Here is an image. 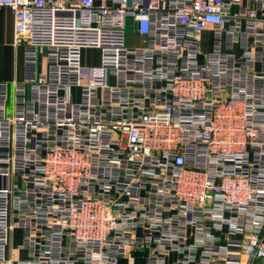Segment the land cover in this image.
Segmentation results:
<instances>
[{
    "label": "built area",
    "instance_id": "obj_1",
    "mask_svg": "<svg viewBox=\"0 0 264 264\" xmlns=\"http://www.w3.org/2000/svg\"><path fill=\"white\" fill-rule=\"evenodd\" d=\"M0 6V264H264V0Z\"/></svg>",
    "mask_w": 264,
    "mask_h": 264
},
{
    "label": "crops",
    "instance_id": "obj_2",
    "mask_svg": "<svg viewBox=\"0 0 264 264\" xmlns=\"http://www.w3.org/2000/svg\"><path fill=\"white\" fill-rule=\"evenodd\" d=\"M95 1L97 4L101 2V0ZM210 37V32H206L203 35V47L205 50H210ZM236 52L239 53L238 50H236ZM82 60L85 65H96L98 63V59L95 63H88L84 60V56ZM22 64L23 47L22 41L15 32L14 14L9 8L0 6V79L9 83L14 80H20L23 73ZM20 239V230L14 229L11 232V239L7 249V260L3 264H12L13 260L26 257V252L24 250L17 249ZM142 255H144V253ZM142 258L143 257L140 258L141 262L143 260ZM172 259L173 258H171L169 262H171ZM119 264H125V260L120 259Z\"/></svg>",
    "mask_w": 264,
    "mask_h": 264
},
{
    "label": "rangeland",
    "instance_id": "obj_3",
    "mask_svg": "<svg viewBox=\"0 0 264 264\" xmlns=\"http://www.w3.org/2000/svg\"><path fill=\"white\" fill-rule=\"evenodd\" d=\"M130 26V24H128ZM129 40L131 44L136 43V36L133 33H129ZM84 60L88 63H95L98 59V52L95 49H84L83 51Z\"/></svg>",
    "mask_w": 264,
    "mask_h": 264
}]
</instances>
